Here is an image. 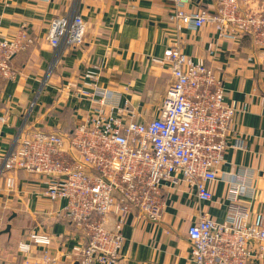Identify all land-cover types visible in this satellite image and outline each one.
Segmentation results:
<instances>
[{
  "label": "crops",
  "instance_id": "1",
  "mask_svg": "<svg viewBox=\"0 0 264 264\" xmlns=\"http://www.w3.org/2000/svg\"><path fill=\"white\" fill-rule=\"evenodd\" d=\"M216 6V0H190L187 7L212 13ZM170 10L171 0H0V30L11 36L25 26L36 40L14 57L15 79L0 81V152L32 131L67 135L98 106L155 117L172 76L151 58L162 57L175 37L186 55L222 80L225 102L245 107L234 118L218 178L209 184L211 200L201 202L176 185L165 192L158 222L132 212L118 264H190L189 225L201 214L226 220L232 193L248 209V220L256 212L264 216V51L247 35L222 39L213 23L189 29L171 20ZM74 13L85 22L83 42L56 53L46 39L48 24ZM88 70L96 71L95 79L85 76ZM45 186L38 175L0 171V264H44L45 250L53 264H78L81 229L59 216L64 201H51ZM30 231L51 241L47 248L33 245L26 256L18 245ZM261 244H250L248 264H264V249L257 256Z\"/></svg>",
  "mask_w": 264,
  "mask_h": 264
},
{
  "label": "built area",
  "instance_id": "2",
  "mask_svg": "<svg viewBox=\"0 0 264 264\" xmlns=\"http://www.w3.org/2000/svg\"><path fill=\"white\" fill-rule=\"evenodd\" d=\"M216 2L210 13L206 8L189 10L190 0H171L169 18L192 30L213 23L222 39L247 35L264 51V0ZM85 28L79 13L56 17L48 24L46 39L59 53L79 46ZM35 42L25 26L11 36L0 30V81L15 79L13 57ZM151 61L167 65L172 76L155 117L141 120L140 114L123 113L120 107L105 112L98 106L70 134L32 131L0 152L1 172L38 175L46 183L44 195L64 201L59 216L83 236L75 249L78 264H118L127 217L134 212L158 222L169 188L183 185L199 201H210L209 184L218 178L229 136L235 133L234 118L245 111L225 102L222 80L210 66L186 55L178 38ZM85 76L95 79L97 73L88 70ZM12 184L7 178V185ZM229 199L226 220L201 214L189 225L190 264H248L250 244L264 243L263 214L253 213L248 220V209L236 204V194ZM28 236L18 245L26 256L33 245L47 248L51 241L47 233L30 231ZM263 249L261 244L259 258ZM42 260L53 264L56 258L45 250Z\"/></svg>",
  "mask_w": 264,
  "mask_h": 264
},
{
  "label": "trees",
  "instance_id": "3",
  "mask_svg": "<svg viewBox=\"0 0 264 264\" xmlns=\"http://www.w3.org/2000/svg\"><path fill=\"white\" fill-rule=\"evenodd\" d=\"M17 54H18V53H17ZM17 54H16V55H17ZM16 55H15V56H16ZM15 56H14V57H15ZM14 57H13V59H14ZM13 59H12V61H13ZM12 61H11V63H12ZM12 68H14V67H13V64H12ZM73 129H74V128H73ZM73 129H72L68 134H70V133L73 131Z\"/></svg>",
  "mask_w": 264,
  "mask_h": 264
}]
</instances>
